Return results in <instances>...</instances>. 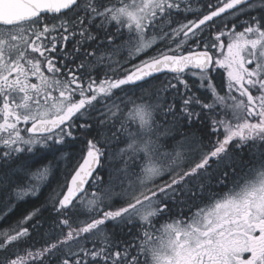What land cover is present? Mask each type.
Wrapping results in <instances>:
<instances>
[{"label": "snow or ice", "instance_id": "snow-or-ice-1", "mask_svg": "<svg viewBox=\"0 0 264 264\" xmlns=\"http://www.w3.org/2000/svg\"><path fill=\"white\" fill-rule=\"evenodd\" d=\"M17 214L0 264H264V0H0Z\"/></svg>", "mask_w": 264, "mask_h": 264}, {"label": "trees", "instance_id": "trees-1", "mask_svg": "<svg viewBox=\"0 0 264 264\" xmlns=\"http://www.w3.org/2000/svg\"><path fill=\"white\" fill-rule=\"evenodd\" d=\"M256 14H257V13H253V15H256ZM244 19H247V17H241V20H244ZM237 23H239V21H237ZM179 131H186V129H179ZM176 139L179 140L180 137L177 135V136H176ZM162 142H163V141H162ZM79 147H80V145L77 144V145H74V147H73L72 149H70V151H72L74 154H77V157H76V158H78ZM246 158H247V157H246ZM101 175H104V174L101 173ZM105 179H107V177H105ZM17 218H19V214L10 217L7 223L0 224V228H6L9 224H11V223H12L13 221H15Z\"/></svg>", "mask_w": 264, "mask_h": 264}]
</instances>
